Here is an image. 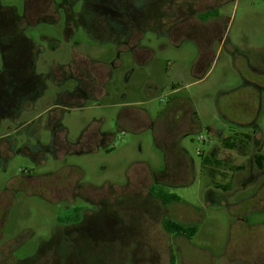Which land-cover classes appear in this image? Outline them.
Listing matches in <instances>:
<instances>
[{
    "label": "rangeland",
    "instance_id": "rangeland-1",
    "mask_svg": "<svg viewBox=\"0 0 264 264\" xmlns=\"http://www.w3.org/2000/svg\"><path fill=\"white\" fill-rule=\"evenodd\" d=\"M0 24V264H264V0H0Z\"/></svg>",
    "mask_w": 264,
    "mask_h": 264
},
{
    "label": "crops",
    "instance_id": "crops-1",
    "mask_svg": "<svg viewBox=\"0 0 264 264\" xmlns=\"http://www.w3.org/2000/svg\"><path fill=\"white\" fill-rule=\"evenodd\" d=\"M19 39H22V41H24L23 43H26L28 46H29V43H28V41H26V40H24L21 36L19 37ZM1 48V47H0ZM66 68V72H65V70L63 71V69H65ZM16 69H18L17 71H19V68H17L16 67ZM15 69V67H13V70H16ZM61 69V70H60ZM10 70V68L9 67H6V69L4 70L3 69V71L2 72H8ZM51 70H53V68L51 69ZM67 71H68V68L67 67H61V68H59V67H56L54 70H53V74H54V76H55V81L57 82V84L59 85L60 83L62 84L65 80H67V78H68V73H67ZM1 72V73H2ZM79 80V79H78ZM99 94V93H98ZM2 103H5L10 109H12L11 110V113H18L17 111H19V106H20V103L18 102V101H16V99L14 98V97H12V98H8V99H6L5 101H1ZM30 104H29V106H31L32 104H31V102H29ZM35 104H36V102H35ZM34 104V105H35ZM81 103L80 102H77V103H72V104H66V107H77V108H80L81 107V105H80ZM14 118V115H11V118ZM48 127L50 128V130H51V132L53 133V135L56 137V134L58 133V132H61L62 130H63V132L65 133V129L64 128H62L61 127V125H60V117H59V115L58 114H56V113H53V114H51L50 116H49V118H48ZM55 130V132H54V130ZM101 135L102 136H100L99 135V137H102V139H104V133H101ZM54 149V148H53ZM61 149V148H60ZM60 149H57V150H55L54 149V151L55 152H58V150H60Z\"/></svg>",
    "mask_w": 264,
    "mask_h": 264
},
{
    "label": "trees",
    "instance_id": "trees-1",
    "mask_svg": "<svg viewBox=\"0 0 264 264\" xmlns=\"http://www.w3.org/2000/svg\"><path fill=\"white\" fill-rule=\"evenodd\" d=\"M206 17H210V16H214L215 15V11L212 10V11H208L204 14ZM256 164L258 165V167H261V164H260V158L257 157L256 158ZM238 169H242V168H238ZM158 194V197L159 199H161V201L163 203H168V202H180V198L179 196L175 195V194H166V193H157ZM165 227H166V230L169 232V233H177V234H180V235H184L188 238H191L192 236H194L197 232V225L193 224L191 226H186V225H182V224H179L177 222H170V221H167L165 223Z\"/></svg>",
    "mask_w": 264,
    "mask_h": 264
},
{
    "label": "flooded vegetation",
    "instance_id": "flooded-vegetation-1",
    "mask_svg": "<svg viewBox=\"0 0 264 264\" xmlns=\"http://www.w3.org/2000/svg\"><path fill=\"white\" fill-rule=\"evenodd\" d=\"M212 11V10H211ZM208 12V11H207ZM204 13H206V12H204ZM201 14H203V13H201ZM200 14V15H201ZM210 17H213V16H210ZM207 18H209V17H207ZM206 18V20H208ZM1 25V24H0ZM2 26H4V25H1L0 27H2ZM1 45V44H0ZM2 48V47H1ZM54 130V129H53ZM54 132H55V130H54ZM167 221H170V222H177V223H179V224H182V225H186V226H191V225H193V224H183V223H180L179 221H175V220H171V219H164L163 220V228H164V231L165 232H167V233H169L167 230H166V227H165V223L167 222ZM169 234H171V235H175V236H182V235H180V234H177V233H169ZM184 236V235H183Z\"/></svg>",
    "mask_w": 264,
    "mask_h": 264
}]
</instances>
